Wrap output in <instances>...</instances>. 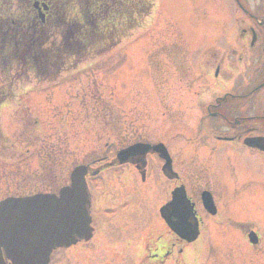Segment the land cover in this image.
I'll return each mask as SVG.
<instances>
[{"label":"rangeland","instance_id":"obj_1","mask_svg":"<svg viewBox=\"0 0 264 264\" xmlns=\"http://www.w3.org/2000/svg\"><path fill=\"white\" fill-rule=\"evenodd\" d=\"M134 2L127 1L129 9ZM144 2L145 12L129 15L130 24L118 21L115 42L83 57L63 56L53 79L19 67L0 70V90H12L0 99V198L57 191L76 165L100 159L94 167H102L101 178L87 182L96 235L57 250L49 264H147L146 245L173 241L159 213L173 183L157 155L147 156L143 181L133 165L105 157V144L113 142L115 152L163 142L204 217L199 238L166 264H264V160L200 131L216 122L200 121L204 103L255 81L262 55L227 17L230 1ZM62 28L48 27L45 47ZM214 53L224 60L216 61L217 76L209 65ZM207 186L230 218L203 211ZM251 230L262 236L259 244L250 242Z\"/></svg>","mask_w":264,"mask_h":264},{"label":"flooded vegetation","instance_id":"obj_2","mask_svg":"<svg viewBox=\"0 0 264 264\" xmlns=\"http://www.w3.org/2000/svg\"><path fill=\"white\" fill-rule=\"evenodd\" d=\"M226 1H230L229 10L226 8L228 11L227 17H230L231 21L236 24L240 38H248L250 48L255 49L257 53L262 55L257 65L259 77L249 83L248 86L239 87V90L235 93L230 92L225 96L218 95L214 100L212 98L205 102L201 110L200 121L204 120L205 122L207 119H213L216 122L211 123V127L214 126L213 128L204 126L201 127L200 131H205V133L212 131L217 140L231 144L235 142L239 144L242 151L264 160V151L248 147L244 143V140L248 137H264V0H254L253 6L250 5L249 0ZM69 3L70 0H0V70H9L16 67L24 70L26 66L28 71L34 72L39 65L31 63L25 65L20 64L18 61L30 62L31 57L24 40L37 41L41 39L44 34V27L52 26L59 17H69V14L66 15ZM246 22L248 25L244 27ZM251 23L255 26H252ZM35 41H33V45L37 43ZM32 44L31 47H33ZM27 46L30 48V45ZM218 60L224 61L223 58H218L215 53L211 55L209 60L211 67L215 65V76L218 75L220 70ZM6 82V80L3 81V83ZM254 93L256 95H253ZM8 94H12V90L9 89L5 92L0 90V99L7 98ZM138 161H140V158L136 157L134 162L137 163ZM134 167L142 174L143 168H141L140 163L135 164ZM217 176L215 173L213 178L218 179ZM141 179H146V176L144 178L141 176ZM167 180L173 183V189L185 184L177 173L171 179L167 178ZM203 190H209L212 196L213 194L216 196V192L211 190L209 186L203 188ZM171 192L167 196L166 203L171 199ZM214 204L216 207L215 214H206L216 218V220L225 219V215H228V213L226 214L224 209L219 208L215 200ZM202 209L205 211L203 207ZM226 210L228 211L229 208ZM196 211L201 228L204 224V217L197 204ZM228 217L230 218L229 215ZM93 222L94 216L92 215L91 225L94 227L92 238L96 235L97 230ZM166 227L173 240L171 245L169 246L161 237L157 238L153 245H146L145 262L148 260L147 264H166L176 253L180 258L184 248L193 243H188L175 235L167 224ZM261 238L262 236L258 235V244ZM89 241H82L81 243L87 244ZM55 252L52 253V256ZM7 264H11L9 260Z\"/></svg>","mask_w":264,"mask_h":264},{"label":"water","instance_id":"obj_3","mask_svg":"<svg viewBox=\"0 0 264 264\" xmlns=\"http://www.w3.org/2000/svg\"><path fill=\"white\" fill-rule=\"evenodd\" d=\"M246 144L252 147L260 146L264 143V139L260 145H257V139L249 138L246 141ZM138 146V147H137ZM128 148L124 153H129V155H133L131 153L137 151V149L146 150L148 147H140L139 145ZM153 150V148H151ZM150 149V150H151ZM149 151V150H148ZM139 152L135 155H145L146 152ZM134 156V155H133ZM129 157L127 158V160ZM168 169H170V165H168ZM85 167L79 166L73 172L72 180L73 184L70 188H63L61 190V201L62 205L58 206L57 204L46 206L49 215H55L52 220H47L46 224L50 227L51 232L53 231V238L51 241V248L55 246H68L75 240L73 239L75 234L80 230L79 228H75L74 224L77 226L78 223H83V227L85 229V224L87 223V214H88V205H89V192L84 179ZM43 197H32L29 200H24L23 206L31 205L35 206L40 199ZM53 201H56L55 198ZM204 205L207 209H210L212 206V198L209 192L204 193L203 195ZM18 203V202H17ZM16 204V201H10L7 203H3L0 206V210L4 209V207L13 206ZM38 210H33L32 216H39ZM61 214V219H59ZM161 214L167 221L168 225L182 238L187 239L188 241H192L196 239L198 235L197 228V219L194 213V206L191 203L190 199L186 195V191L184 187L178 188L174 192L173 200L166 206L161 209ZM81 216L83 219L77 217L74 220V217ZM10 218H14L17 220H21V215L11 216ZM59 220H58V219ZM27 219V218H25ZM25 221V220H24ZM48 227V230H49ZM55 233V234H54ZM73 234V236H71ZM12 239L13 236L10 235ZM12 241V240H11ZM13 244L19 243L17 238L15 237L12 241ZM11 242V243H12ZM12 251V250H11ZM13 254V252H12ZM16 259L21 264H36L34 261H31L27 258H21L19 255V251L14 255Z\"/></svg>","mask_w":264,"mask_h":264},{"label":"trees","instance_id":"obj_4","mask_svg":"<svg viewBox=\"0 0 264 264\" xmlns=\"http://www.w3.org/2000/svg\"><path fill=\"white\" fill-rule=\"evenodd\" d=\"M77 1L81 6L80 17L65 18L59 42L52 43L49 47H45V43V46L39 48L41 56H43L40 63L37 64L40 74H47L48 71H51L49 66L56 67L55 70L59 71L63 56L69 55V53L82 55L84 51L104 50L110 43L117 40L121 28L118 21L123 19L121 17L123 14L126 16V23V21L132 20V17H128L129 15H140L147 8L144 0H135L130 5L133 9H129L128 0ZM128 24L130 23L125 25ZM33 63L34 61H31V64Z\"/></svg>","mask_w":264,"mask_h":264}]
</instances>
